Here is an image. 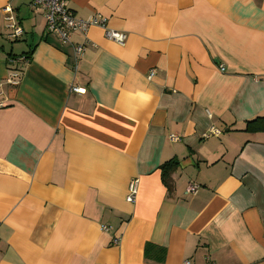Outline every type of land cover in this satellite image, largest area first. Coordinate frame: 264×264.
Masks as SVG:
<instances>
[{
  "label": "crops",
  "instance_id": "1",
  "mask_svg": "<svg viewBox=\"0 0 264 264\" xmlns=\"http://www.w3.org/2000/svg\"><path fill=\"white\" fill-rule=\"evenodd\" d=\"M31 2L0 0V264H264V0H68L123 45Z\"/></svg>",
  "mask_w": 264,
  "mask_h": 264
},
{
  "label": "built area",
  "instance_id": "2",
  "mask_svg": "<svg viewBox=\"0 0 264 264\" xmlns=\"http://www.w3.org/2000/svg\"><path fill=\"white\" fill-rule=\"evenodd\" d=\"M68 0H32L30 8L35 12H42L45 20V32L51 35H56L62 44H67L71 40V36L74 33L85 34L89 27H99L105 31V37L117 44L123 45L125 42V35L108 30L106 28V19L100 16H92L87 20H81L75 17V15L67 7ZM5 13H10L11 9L5 7L3 9ZM8 21L12 22L9 26L10 28V38L12 40H18L23 36V30L16 24V21L13 17L9 16ZM74 56L80 58L86 50L85 45H77L74 47ZM218 70L223 73L224 66L219 65ZM155 71L150 72L148 79L150 80L154 76ZM14 78V76L12 75ZM18 75L16 80H9L8 83L12 85L18 84ZM72 91L78 93L80 90L72 88ZM219 131L211 130L207 134H204L203 137H217ZM169 140L172 142L178 141L179 138L175 136H169ZM137 179H133L128 184V193L126 196V202L132 204L135 201L136 194L138 191ZM198 191V185L189 184L185 190L186 195H195ZM100 230L103 233H111V228L108 226H101ZM120 242V239L114 237L112 239L113 246H117ZM182 264H190L189 262H183Z\"/></svg>",
  "mask_w": 264,
  "mask_h": 264
},
{
  "label": "trees",
  "instance_id": "3",
  "mask_svg": "<svg viewBox=\"0 0 264 264\" xmlns=\"http://www.w3.org/2000/svg\"><path fill=\"white\" fill-rule=\"evenodd\" d=\"M29 51L25 54L27 56ZM24 56V57H25ZM245 132L248 133H264V118H258L256 120L250 121L246 123ZM177 162L174 160H170L163 165L160 166L161 173V181L164 186L169 190L170 189V181L171 175L174 170L177 168Z\"/></svg>",
  "mask_w": 264,
  "mask_h": 264
},
{
  "label": "rangeland",
  "instance_id": "4",
  "mask_svg": "<svg viewBox=\"0 0 264 264\" xmlns=\"http://www.w3.org/2000/svg\"><path fill=\"white\" fill-rule=\"evenodd\" d=\"M10 40H11V42L9 43V44H10L9 47H10L11 45L15 46V45L22 44V41H20L19 39H18V41H17V40H12V39H10ZM24 49L27 50V47H25V45H24ZM14 53H15L16 55L21 54V52H20V48L16 46V48H15V52H14Z\"/></svg>",
  "mask_w": 264,
  "mask_h": 264
}]
</instances>
